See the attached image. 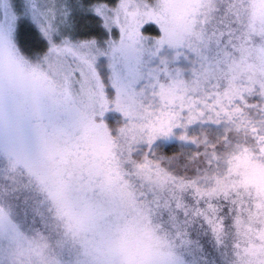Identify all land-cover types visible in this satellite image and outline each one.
<instances>
[{"label": "snow or ice", "instance_id": "obj_1", "mask_svg": "<svg viewBox=\"0 0 264 264\" xmlns=\"http://www.w3.org/2000/svg\"><path fill=\"white\" fill-rule=\"evenodd\" d=\"M0 264H264V0H0Z\"/></svg>", "mask_w": 264, "mask_h": 264}]
</instances>
